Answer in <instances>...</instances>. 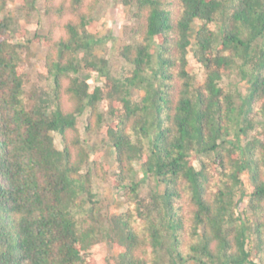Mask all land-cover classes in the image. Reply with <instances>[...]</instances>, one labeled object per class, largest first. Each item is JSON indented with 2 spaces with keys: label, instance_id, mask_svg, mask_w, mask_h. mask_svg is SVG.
Segmentation results:
<instances>
[{
  "label": "trees",
  "instance_id": "obj_1",
  "mask_svg": "<svg viewBox=\"0 0 264 264\" xmlns=\"http://www.w3.org/2000/svg\"><path fill=\"white\" fill-rule=\"evenodd\" d=\"M39 1L0 0V264H264V0H121L135 23L117 72L97 50L116 39L103 0H42L47 33L4 14ZM36 42L49 89L28 87ZM137 163L163 192L144 194ZM103 243L117 253L98 259Z\"/></svg>",
  "mask_w": 264,
  "mask_h": 264
},
{
  "label": "rangeland",
  "instance_id": "obj_2",
  "mask_svg": "<svg viewBox=\"0 0 264 264\" xmlns=\"http://www.w3.org/2000/svg\"><path fill=\"white\" fill-rule=\"evenodd\" d=\"M59 1V0H57ZM11 14L16 19V25L21 26L25 24L29 34H33L36 31L40 33H47L51 28V23L54 17H49L45 14L43 8V1L38 2L37 8L35 10H27L20 6L19 3H9L4 14ZM97 16L102 23L101 35H108L110 37L116 38L115 40H110L107 45L99 47L97 50L100 53H104L111 59V63L114 71L121 70L125 66L123 59L117 56L115 52V45L123 39L128 38L130 32V26H132L134 21L132 9L124 5L121 0H103L100 4L97 12ZM64 19L62 20V22ZM213 27L215 25H212ZM55 36L58 37L60 34L64 33L62 25L55 26L54 29ZM30 59L26 57L28 53L25 51L24 56L26 57L25 68L30 76V82L28 87L35 89H49L51 85V80L46 76L43 64L45 62V56L47 52V47L43 44L36 42L31 46ZM190 60V70L198 75V80L203 81L204 69L200 63L196 60L192 53L189 54ZM242 90L244 89L246 82L240 81L238 77L233 79ZM102 78L97 77L96 74L91 76L92 85L96 83H102ZM65 105L69 107L70 103L65 99ZM86 118L87 115H83L79 118V128L83 134V137L88 139L90 145L100 144L101 138L95 135H88L86 132ZM56 143L58 147H62L61 137L56 135ZM110 161L112 164L115 163L113 154L110 155ZM138 170V177L141 179L143 184L144 194H148L154 189L159 192H163V185H157L153 177L146 178L140 167L136 164ZM247 186H249V181L247 175L245 176ZM94 191L98 193V199L101 203L111 211H123L127 208V204L124 198V190L120 186H116L112 183L102 184L94 179ZM98 259L102 256L116 254L117 250L112 249L106 243L97 245L95 247Z\"/></svg>",
  "mask_w": 264,
  "mask_h": 264
}]
</instances>
